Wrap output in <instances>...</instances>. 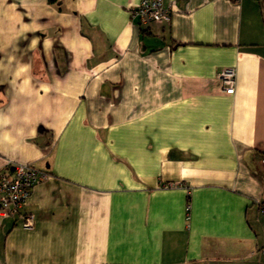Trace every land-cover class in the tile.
<instances>
[{"label": "crops", "instance_id": "0c3cea01", "mask_svg": "<svg viewBox=\"0 0 264 264\" xmlns=\"http://www.w3.org/2000/svg\"><path fill=\"white\" fill-rule=\"evenodd\" d=\"M140 1L0 0V171L48 174L0 264H264V0Z\"/></svg>", "mask_w": 264, "mask_h": 264}, {"label": "built area", "instance_id": "2783aa9c", "mask_svg": "<svg viewBox=\"0 0 264 264\" xmlns=\"http://www.w3.org/2000/svg\"><path fill=\"white\" fill-rule=\"evenodd\" d=\"M238 4L240 0H226ZM175 11L172 0H141L130 9L131 18L136 19L140 27L149 25H165L171 21ZM217 79L222 90L232 95L235 88V71L224 68L219 71ZM264 164V160L262 161ZM48 178V174L31 165H10L7 170L0 171V216L20 215L21 227L29 230L33 227V215L24 211L32 190ZM179 184H168L165 188L179 187ZM260 215L264 218V196L258 204Z\"/></svg>", "mask_w": 264, "mask_h": 264}, {"label": "trees", "instance_id": "16d2710c", "mask_svg": "<svg viewBox=\"0 0 264 264\" xmlns=\"http://www.w3.org/2000/svg\"><path fill=\"white\" fill-rule=\"evenodd\" d=\"M49 4L55 5L58 3V0H48Z\"/></svg>", "mask_w": 264, "mask_h": 264}]
</instances>
